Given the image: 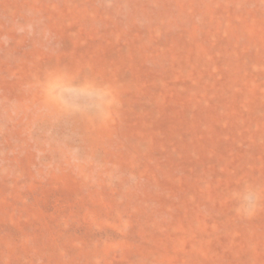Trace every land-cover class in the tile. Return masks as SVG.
Masks as SVG:
<instances>
[{"label":"rangeland","instance_id":"374dc122","mask_svg":"<svg viewBox=\"0 0 264 264\" xmlns=\"http://www.w3.org/2000/svg\"><path fill=\"white\" fill-rule=\"evenodd\" d=\"M114 1L0 0V264H264V202L248 217L237 215L236 202L230 198L244 184L264 188V109L259 113L237 107L233 99L219 118L215 108L219 100L225 105L223 98L196 93L188 113L200 131L196 140L219 144L210 157L192 160V153L182 149L175 156L176 164L165 169L162 165L169 161L165 152L156 153L150 162L146 154L141 162L133 160L131 171L114 160L90 156L85 132L71 120L68 124L70 94L75 91L72 85L57 87L56 104L42 102L38 87L53 73L80 69V76L93 74L97 82L134 93L143 89L140 95L150 97L152 92L141 86L137 59L133 60L136 57L126 46L135 43L138 34L149 36L146 26H155L158 17L165 19L164 27L154 30L158 43L149 36L143 45L135 44L137 50L143 49L144 67L151 76L158 77L170 66L172 55L167 50L172 39L194 27L196 40L210 49L209 35L230 37L227 48L231 53L227 49L217 57L226 65L225 58L238 48L252 53L264 44V0H236L238 6L223 0H136V8ZM254 10L262 11L261 21L250 20L256 14L249 11ZM239 17L258 32V45L249 43L251 37L244 31L246 25L240 27ZM131 18L139 28L131 25ZM223 28L227 31L222 33ZM116 35L120 42L115 41ZM107 52L128 59L121 63L130 67L121 83V78L110 74L118 67L117 61L99 64L101 67L96 63L101 60L99 55ZM233 55L236 61L227 62L226 67L235 69L241 64L237 56L241 59L242 55ZM238 69L244 73L243 82L252 90L258 88L261 95L264 64L252 68L246 61ZM186 70H178L175 78L164 75L169 76L165 85L170 92L176 83L189 80L184 79L190 78ZM212 72L220 77L215 69ZM205 81L193 79L191 83ZM160 85L152 89L154 99L165 93ZM172 97L175 107L170 114L177 117L176 129L181 131L180 122L185 124L183 101ZM151 107V111L157 109ZM14 125L22 131L20 141L9 132ZM113 138L97 151L102 156L113 151L125 157V148L118 147L117 137ZM29 155L30 162L25 160ZM125 162L133 163L129 158ZM148 166L152 172L146 174ZM89 168L94 176L87 177ZM116 170L133 172L126 187L95 184L100 180L98 171ZM138 170L144 171L142 177ZM69 173L78 186L69 181ZM186 224L194 235L186 232Z\"/></svg>","mask_w":264,"mask_h":264},{"label":"bare ground","instance_id":"6f19581e","mask_svg":"<svg viewBox=\"0 0 264 264\" xmlns=\"http://www.w3.org/2000/svg\"><path fill=\"white\" fill-rule=\"evenodd\" d=\"M224 1L230 2L231 5L233 3L236 6L240 4V1H236V0H223V2ZM114 2L119 6L122 4H126L133 6L135 8L136 5L138 4V1L136 2V0H116ZM126 2L129 4H127ZM191 2L194 3L195 0H191ZM231 11H232L231 9H228V12L231 13ZM249 12L252 15L256 14L251 17L250 20L252 22L261 21L260 19L262 18L260 17L263 15L261 10H254ZM183 14L185 15L188 13L184 12ZM97 15H100V12L99 14L97 13ZM126 15L127 17H130L129 13H126ZM77 16L79 17V14ZM132 19L133 18H131L130 20ZM238 19H239L240 27L246 25L244 27V31L248 34V36L251 37L248 39L249 43L252 42L253 45H258V43L261 41V39L257 38L258 32H254L253 26L246 24L243 18L239 17ZM164 21L165 19L163 20L158 17L157 24L155 26L144 25L147 27L145 29L147 30L148 28L150 29L148 30L150 32L149 36L151 37V39H153L155 43H158L159 35H157L154 32V30L158 32L160 29H162L164 27V23H165ZM136 23L138 22L135 20L131 21V25L138 27ZM196 30L197 28L194 27L193 29H191V32H189L188 34L182 36L180 35L177 38L172 39L170 48L167 50L168 53L172 55L171 56L172 61L170 62V66H167V68L164 67L160 71L158 77H155L153 75L151 76V73L149 72L148 68L146 69L144 67L145 65L143 63V60L146 59V56L144 52L141 54V51L143 49L141 47L140 48L138 47L139 50H137V47H135V44H139L141 46L144 44L145 40L149 41V36L144 37L142 34L141 35L138 34L135 36L137 38L135 40V43L132 42L126 45L129 46L127 47V49H129V52L131 50L133 55L136 57L133 60L135 61L137 59V64L139 66L135 65V67L138 68V70L141 73V76L143 77L142 79L143 82H141V86H143L144 88L146 87V89L148 91H151L152 93H149L150 97L147 96L144 97V94L140 95L143 89L137 90L134 93L129 90H122L121 88L115 87V85L112 84L109 86L115 90L116 99L118 98L120 100V104H117L114 107V111L111 113L110 118L102 119L97 115V113L94 110H90L88 113H76L75 111H70L71 113H68V117H69L68 124L69 122L73 121L74 123H76V125L78 124L77 127L80 129L81 132H85L86 138L90 145V152H91V155L90 154L88 155L94 158H99L100 160H103L105 162L114 160L121 168L128 167V169H130L131 171L133 170L130 167L134 166V162L135 161L141 162V158L143 157V155L146 154L148 157L147 159L150 162L155 158L156 153L160 154L161 152H165L166 158L169 159L166 165H162V167L165 169H167L168 164H172V165L176 164V161H178V157L175 156L177 154H181L182 149L187 151V153H192L190 156V159L192 160L198 161L209 158L212 148H217L219 144L206 142V141L204 143H199L196 140L195 136H197L196 134H198L200 131L198 129H195L197 122H195L188 113L189 106L192 104L191 98L196 96V93L199 94L201 97L205 96L206 94L208 95L209 93L210 96L214 97V99L218 98L219 100V98H223L225 105L223 106L219 102L220 101L219 100L215 108L216 109L215 115H218L219 118L220 115L222 114V111H226V109H228L229 102H232L233 99L236 102H238V104L236 105L237 107H249L251 110H254L256 112L259 113L262 112V110L264 109V90L260 91L261 93L260 95L258 94L259 92L258 88H254L255 91L250 89L249 85L246 84L245 81L243 82L242 80V76L244 73L242 74V72H240V69L237 70V68L238 66H243L246 61L248 66L252 68L255 67L257 64H264V59L261 57L262 55L264 57V44L261 46H256V49L253 51L254 53L252 52L253 55L252 53L246 51L243 52L241 49L238 48L237 51H235V53L242 55L241 57L242 60L240 59L239 56H237L241 64H239L234 69V67H226V65L227 62L234 63L236 61V56L233 55L235 53L229 55L230 57L228 59L225 58L226 65H224L221 59L217 58L219 52L227 51L228 49L227 43L231 41L230 37H221L219 39H216V35H212V34L209 35L210 38L208 39L213 43V45H210L211 46L210 49L209 45L203 46L201 42L196 40L198 37V32H196ZM222 30H223L222 33L227 31L224 28ZM144 34H148V33H144ZM114 37L115 36L113 35L112 38ZM141 39L143 40V42H140ZM120 40L121 39L118 38V35H116L115 41L120 42ZM112 43L114 44V42ZM196 43L198 44V46L196 45ZM116 44H118V46L120 45V43L115 42L114 45ZM233 47L236 48V46ZM212 50H214L213 54L216 57L211 55ZM174 51H176V53H174ZM201 51L204 52V54H202ZM227 52L231 53L229 49ZM95 55L93 54L92 56ZM99 56H100L99 59L101 60H97L95 57H93L96 59L97 65L99 64L113 65L117 61L116 66L118 67L113 69V71H111L110 74L114 75L118 79L121 78L120 83L123 82L124 76H126L127 74L125 73V71L127 68L130 67L128 66V64L123 65L121 63L123 62L126 63L128 59L126 57H123V55L122 58L124 59H120L118 56H112L111 52L110 53L107 52L106 54ZM114 57H116L117 59L113 60ZM149 58L150 56L147 57V59ZM182 68H185V70L187 69L186 74L190 76V78H184V79H189L190 81L183 80L182 83L180 82L176 84L169 83L170 85L175 84L173 88L174 90L170 92L168 90V86L165 85L168 83L166 81L169 79V76L164 77V75L167 73L175 78V76H179L178 70ZM214 69L215 72L220 73V77L222 76L221 79L220 77H217L216 74H214V72H212L214 71ZM54 70L57 71V69L55 68ZM79 71L78 69L75 70L70 69L66 74L72 76L74 78L75 83H81L90 80V81H94L98 85L108 86L103 81L97 82L96 80H94L93 74H91V76H86V75L80 76ZM51 77L47 78L45 91H46L47 101L49 103L52 102L55 103L57 102V97H56L57 94H55V90H57V87L70 86L71 83L65 81L63 78L59 76H56L55 78L53 77L52 79ZM201 78H206L207 81L209 82L205 81L204 83H198L197 84L198 87H191V86H197L195 84H192L191 80L193 79L198 80ZM158 85H160L161 87H165L164 89L165 93L161 92L160 96L156 95L155 96L156 103H154L155 99L153 96L152 89L156 90ZM172 96H176V99H180L181 101H183L181 107L185 111V124L180 122L181 126H179V128L181 129V131L176 129L177 121L175 120L177 117L172 116L170 114L172 107H175L172 106L175 105V100ZM166 97L170 99L169 102H167L169 99L166 101L165 99ZM243 99L245 100V103L242 102ZM149 102H151L152 105L155 106L157 109L151 111V109L154 108L151 107L152 105ZM57 113L59 114L61 113L65 115L64 112L57 111ZM187 118L192 123L189 122ZM201 123L204 128L206 126L205 121H202ZM16 124H19V121L16 120ZM9 132L11 135L16 136L15 137L16 141H20V139H22L21 137L22 131L18 125L10 126ZM115 136L117 137L118 147L125 148L124 151L125 157L119 155L116 156L113 151L105 152L104 155L102 156L101 153L97 151L98 148L102 147L103 143L105 142L112 143L115 140V138H113ZM28 143L26 144V149L29 152L31 149L29 148L30 146H28ZM122 144H124V146H122ZM229 144H231V142ZM16 145H19V143ZM85 150L87 153L89 152L88 149ZM140 151H142L143 153L147 151V153L143 154ZM14 158L18 159V156H14ZM128 158L132 162L133 160L135 161L129 165L125 162V159L128 160ZM25 160L30 162L32 158L30 155L25 156ZM199 163H201V161H199ZM138 171L139 172L137 174L140 177H142L140 173L143 170H138ZM147 171H151L150 166H148L145 169L146 174ZM131 173L133 172L127 174L125 171H121V170L110 171V172L98 171L97 173L98 176H96V178L99 177L100 180H98L95 184L101 186H105V185L109 186V184L111 183H116L117 185L126 187L130 179L129 175ZM142 173H144V171ZM86 175L87 177L92 175L94 176V172H92V168H89V170H87ZM71 176L72 173H69L68 174L69 181L72 183V185L73 184L77 185V183H75L76 180L72 179ZM110 178H113V180H110ZM149 180L155 182L154 179H149ZM205 229L206 227H204L203 231ZM185 230L188 234L194 235L193 229H191L187 224L185 225Z\"/></svg>","mask_w":264,"mask_h":264},{"label":"clouds","instance_id":"9594fccd","mask_svg":"<svg viewBox=\"0 0 264 264\" xmlns=\"http://www.w3.org/2000/svg\"><path fill=\"white\" fill-rule=\"evenodd\" d=\"M50 76L63 78L65 81L71 83L75 89L70 94V111L88 113L90 110H94L100 118H110L112 108L116 104V93L112 87L101 86L90 80L75 83L72 76L61 72L53 73ZM46 84L47 80L38 86L41 101L44 103H47ZM65 98H68V94H66ZM230 198L236 202L235 211L237 215L250 217L260 209L262 202H264V188L253 184H244L241 188L232 192Z\"/></svg>","mask_w":264,"mask_h":264}]
</instances>
